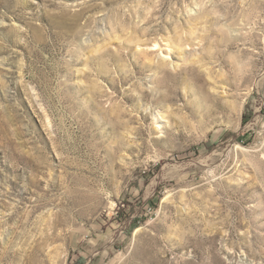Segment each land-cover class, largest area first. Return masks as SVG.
<instances>
[{"label":"rangeland","instance_id":"rangeland-1","mask_svg":"<svg viewBox=\"0 0 264 264\" xmlns=\"http://www.w3.org/2000/svg\"><path fill=\"white\" fill-rule=\"evenodd\" d=\"M0 264H264V0H0Z\"/></svg>","mask_w":264,"mask_h":264},{"label":"bare ground","instance_id":"bare-ground-1","mask_svg":"<svg viewBox=\"0 0 264 264\" xmlns=\"http://www.w3.org/2000/svg\"><path fill=\"white\" fill-rule=\"evenodd\" d=\"M167 78H169V76H166ZM138 230V229H137ZM137 230H135V231H137ZM135 233V232H134Z\"/></svg>","mask_w":264,"mask_h":264}]
</instances>
